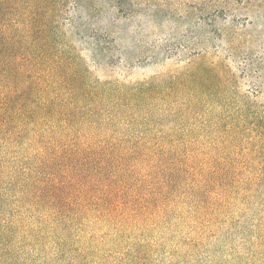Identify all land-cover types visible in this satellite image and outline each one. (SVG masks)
<instances>
[{
  "label": "rangeland",
  "instance_id": "374dc122",
  "mask_svg": "<svg viewBox=\"0 0 264 264\" xmlns=\"http://www.w3.org/2000/svg\"><path fill=\"white\" fill-rule=\"evenodd\" d=\"M98 6L107 21L112 9ZM120 16L101 52L63 29L91 84L154 78L167 87V72L213 67L215 92L115 106L114 121L65 135L73 148L108 150L104 179L123 202L113 218L74 207L66 230L13 225L0 263L264 264V149L252 129L264 106V0H124ZM31 141L0 147V211L35 223L51 212L36 203L45 171Z\"/></svg>",
  "mask_w": 264,
  "mask_h": 264
},
{
  "label": "trees",
  "instance_id": "16d2710c",
  "mask_svg": "<svg viewBox=\"0 0 264 264\" xmlns=\"http://www.w3.org/2000/svg\"><path fill=\"white\" fill-rule=\"evenodd\" d=\"M100 1L0 0V147L18 145L22 139L34 137L31 144L43 149L38 168L45 171L44 177L38 179L41 184L36 203L51 212L49 219L41 217L35 223H28L20 216L11 218L5 214L1 217L0 211V239L3 241L12 243L8 233L13 225H22L29 233L46 228L66 230L74 207H78L76 213L79 214L94 209L113 218L116 207L123 202L122 188L113 190L104 179L108 150L100 152L93 144L90 148H73L63 143L65 135L83 126L114 121L118 116L113 112L115 106L144 104L157 96L171 97L174 105L179 98L192 99L215 92L217 72L213 67L190 73L167 72L162 75L163 80L170 82L167 87L154 78L115 85L112 79L96 80L91 84L90 70L80 66L75 56L77 48L69 42L63 29L68 26L84 42L93 43L95 50L100 51L101 47L103 50L105 39L114 37L111 34L116 33L121 24L124 0H105L112 15L104 22H99L96 14L100 12ZM202 75L201 81L206 80L205 84H197ZM199 103L196 100L189 104ZM262 107V116L253 122L252 129L258 145L264 149ZM130 109L126 107V114ZM256 111L259 112L257 105L253 112ZM1 200L4 195L0 190ZM127 201L130 199L124 200ZM134 212L138 216L142 214L138 209ZM58 245L60 249L63 243ZM128 264L142 263L139 256H133Z\"/></svg>",
  "mask_w": 264,
  "mask_h": 264
}]
</instances>
